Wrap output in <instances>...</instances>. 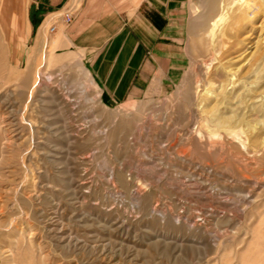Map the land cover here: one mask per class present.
Returning a JSON list of instances; mask_svg holds the SVG:
<instances>
[{
	"label": "rangeland",
	"instance_id": "obj_1",
	"mask_svg": "<svg viewBox=\"0 0 264 264\" xmlns=\"http://www.w3.org/2000/svg\"><path fill=\"white\" fill-rule=\"evenodd\" d=\"M38 1L0 0V264H264V0H147L114 105Z\"/></svg>",
	"mask_w": 264,
	"mask_h": 264
},
{
	"label": "crops",
	"instance_id": "obj_2",
	"mask_svg": "<svg viewBox=\"0 0 264 264\" xmlns=\"http://www.w3.org/2000/svg\"><path fill=\"white\" fill-rule=\"evenodd\" d=\"M145 3L147 0H39L30 25L37 42L55 14L71 10L74 22L62 28L58 24L50 45L57 51L78 54L101 97L114 105L142 92L147 70L149 82L152 80L153 29L139 13Z\"/></svg>",
	"mask_w": 264,
	"mask_h": 264
},
{
	"label": "built area",
	"instance_id": "obj_3",
	"mask_svg": "<svg viewBox=\"0 0 264 264\" xmlns=\"http://www.w3.org/2000/svg\"><path fill=\"white\" fill-rule=\"evenodd\" d=\"M63 22L64 24L66 25H70L72 22H73V16L71 13L67 12L64 14L63 16ZM57 29V25L56 24H52L50 27H49V32L50 33H54Z\"/></svg>",
	"mask_w": 264,
	"mask_h": 264
},
{
	"label": "bare ground",
	"instance_id": "obj_4",
	"mask_svg": "<svg viewBox=\"0 0 264 264\" xmlns=\"http://www.w3.org/2000/svg\"><path fill=\"white\" fill-rule=\"evenodd\" d=\"M21 2V1H20ZM18 7V9H19V3H17L16 2V6H15V8H17ZM21 9V8H20ZM37 87V86H36Z\"/></svg>",
	"mask_w": 264,
	"mask_h": 264
}]
</instances>
